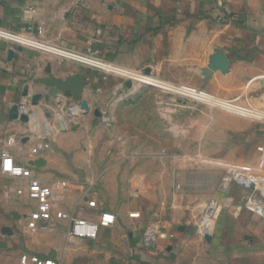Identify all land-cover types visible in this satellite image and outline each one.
Returning a JSON list of instances; mask_svg holds the SVG:
<instances>
[{"label": "crops", "instance_id": "0c3cea01", "mask_svg": "<svg viewBox=\"0 0 264 264\" xmlns=\"http://www.w3.org/2000/svg\"><path fill=\"white\" fill-rule=\"evenodd\" d=\"M35 26L43 29L37 47L0 36V230L11 231L0 235V264L22 255L57 264H264V220L239 208L249 191L226 179L236 168L264 175V0H0V30L32 36ZM71 76L83 80L80 99L45 100V80ZM145 89L201 97L152 116L147 106L158 100ZM35 94L42 98L32 106ZM121 104L122 114H106ZM155 137L161 145L151 146ZM4 152L57 193L46 221L36 220ZM209 200L217 209L203 225L200 204ZM106 211L115 223L95 240L69 236L63 214L97 221Z\"/></svg>", "mask_w": 264, "mask_h": 264}, {"label": "built area", "instance_id": "2783aa9c", "mask_svg": "<svg viewBox=\"0 0 264 264\" xmlns=\"http://www.w3.org/2000/svg\"><path fill=\"white\" fill-rule=\"evenodd\" d=\"M221 21V18H218ZM43 34V29L35 26L33 28L32 36H23L16 32H9L0 30V36L10 38L12 40L19 41L24 40L30 47L33 46L31 42H37L40 35ZM99 61V60H98ZM101 62V61H99ZM102 64V62H101ZM104 64V63H103ZM183 98H189L185 94H176ZM184 98V99H185ZM178 100L173 99L170 101L161 102L163 104L177 105ZM261 115V114H258ZM264 115V114H262ZM262 118V117H261ZM14 144V139H8V145ZM47 147V145H45ZM34 154H37V150H33ZM2 164L9 170L11 176L21 181L22 186L25 185L27 198L35 203L36 206V220L46 221L49 218L50 205L56 199L58 195L53 187L43 184L37 177L33 175L30 167L17 164L14 162L12 156L8 152H4L2 155ZM229 181L247 191L249 195L244 204L239 208H245L264 220V175L255 174L246 171L242 168H236L231 171ZM63 186V184H62ZM24 188V187H23ZM23 188L18 190V194H22ZM217 209V204L213 201H209L204 207H202V224L208 225L211 222ZM132 217H136L137 214H131ZM62 218L70 223L68 234L71 237L85 240H95L97 238L98 231L101 227L111 226L115 223V216L111 212H101L97 221H88L84 218H79L71 214H63ZM44 229V227H42ZM146 238L154 240V235L150 230L146 232ZM20 264H57L56 261L47 256L38 255H22L20 257Z\"/></svg>", "mask_w": 264, "mask_h": 264}, {"label": "rangeland", "instance_id": "374dc122", "mask_svg": "<svg viewBox=\"0 0 264 264\" xmlns=\"http://www.w3.org/2000/svg\"><path fill=\"white\" fill-rule=\"evenodd\" d=\"M39 44H42V41H40L39 42ZM45 45L46 46H51V44L49 43V44H47V43H45ZM81 57H84V56H81ZM86 58V57H85ZM89 59H93V58H89ZM93 60H95V61H97L98 63H101V62H99L98 60H96V59H93ZM87 66H92V65H89V64H86ZM102 72H104L103 74L104 75H106V76H108L109 74V72H106V71H102ZM155 84V83H154ZM147 89H145L144 91L145 92H149L148 93V95H146V94H144L146 97L145 98H149L150 100L151 99H154V98H156L157 100H158V106L156 107H151V104H149L150 106H147V109H148V111L150 110V113L149 112H147V113H149V114H151L152 116L153 115H156V114H161V115H172V112H168V111H164V107L166 106V107H169V106H171V105H169V104H163V103H161L162 101L163 102H167V101H170V100H173V99H176V100H178L177 102H178V104H179V101H181V100H187V101H189V100H195L196 98H200L201 97V94L199 93V92H181V93H179V92H177L178 94H185V95H187L189 98H183L182 96H178V95H176L175 93H171V92H169V91H160L162 94H164V96L162 97L161 95H156L157 93L156 92H154V91H152V90H147ZM135 97H137L136 95H134L133 97H131V99H134ZM160 97V98H159ZM193 98H195V99H193ZM128 99V98H127ZM161 99V100H160ZM202 102V101H201ZM203 103H206V102H203ZM123 104H124V102H123ZM177 104V105H178ZM206 104H208V103H206ZM172 107V106H171ZM125 109V107H122V104L121 105H119V107L117 106V107H115V108H113L112 109V112H105L107 115L108 114H122V112H123V110ZM95 110H97V111H99L100 112V114H102V109L100 110L99 108H97V109H92V108H89V110L86 112V114H93L94 115V111ZM170 110V109H169ZM165 112V113H164ZM104 113V112H103ZM143 113V111H142V107H134V109L132 108V107H128V112H127V114H133V115H141ZM262 123L264 124V121H262ZM125 129V128H124ZM157 137H155V139H154V141H152V140H150L151 141V146H158V145H161V144H158L157 143V139H156ZM172 139H165L164 140V144H162V146L161 147H168V146H170V144L172 143ZM182 158H183V156H182ZM209 157L208 156H205V155H198L197 156V160L200 162V161H202V162H209ZM226 179H229V177L227 176L226 177ZM209 201H213V200H209ZM209 201H207V202H204V203H202V204H200V208L202 209V207H204ZM213 202H215L216 203V201H213ZM217 204V203H216Z\"/></svg>", "mask_w": 264, "mask_h": 264}, {"label": "water", "instance_id": "95a60500", "mask_svg": "<svg viewBox=\"0 0 264 264\" xmlns=\"http://www.w3.org/2000/svg\"><path fill=\"white\" fill-rule=\"evenodd\" d=\"M145 73L148 74L149 71L146 70ZM43 84L48 87L47 97L45 98V100H48V96L55 97L57 93H63V96H65L67 98L80 99L81 96H82L83 87H84L83 80L80 77H78V76H71V77H69V78H67L66 80H63V81H60V80H45L43 82ZM125 85L127 87H130L131 83L129 81H127L125 83ZM41 98H42L41 94H35L32 97V99H31V105L32 106H37L39 101L41 100ZM94 115L95 116H100L101 114H100L99 111L95 110L94 111ZM14 117L15 118L18 117L19 120L21 122L25 123V124H27L30 121L29 116L26 115V114H21L19 116H17L15 114ZM61 123L62 122H60V126L63 127ZM41 163H42V161L39 160L38 162H33V165L39 166V165H41ZM15 217H17V216H15ZM179 229H181V228H179ZM10 233H11V231L8 228H2L0 230V235H9ZM204 238L207 241L210 239V237L208 235H205Z\"/></svg>", "mask_w": 264, "mask_h": 264}]
</instances>
